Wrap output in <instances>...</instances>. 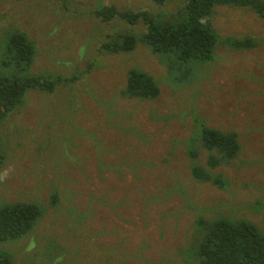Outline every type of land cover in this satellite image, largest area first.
<instances>
[{
  "label": "rangeland",
  "instance_id": "obj_1",
  "mask_svg": "<svg viewBox=\"0 0 264 264\" xmlns=\"http://www.w3.org/2000/svg\"><path fill=\"white\" fill-rule=\"evenodd\" d=\"M185 1L0 0V76L80 75L55 92L28 90L0 124V206L37 202L44 210L29 233L0 241L13 264H198L189 251L200 216L247 219L264 232V18L251 8L217 6L222 36L259 44L219 43L213 60L190 62L182 76L172 55L141 41L143 22L92 13L116 6L172 21ZM16 30L35 48L20 72L4 64ZM122 34L139 39L133 50L99 51ZM89 62L92 71L80 73ZM134 67L157 78V97L121 95ZM204 122L238 135V155L211 169L227 180L223 187L192 175L193 147L196 162L210 167L198 137ZM57 191L60 201L51 205Z\"/></svg>",
  "mask_w": 264,
  "mask_h": 264
},
{
  "label": "trees",
  "instance_id": "obj_2",
  "mask_svg": "<svg viewBox=\"0 0 264 264\" xmlns=\"http://www.w3.org/2000/svg\"><path fill=\"white\" fill-rule=\"evenodd\" d=\"M164 4L168 0H154ZM228 5L239 8H251L259 16L264 18V0H186L179 17L172 21H164L155 18L147 10L130 11L119 10L116 6H107L92 11L103 21L110 20L116 15L129 20L132 23L143 22L147 30L140 37L156 54L172 55L173 59L181 64L175 67L181 75L188 76L192 67L190 62L199 64L207 60H213L217 45L225 44L232 48H252L257 46V38L248 37L240 40L235 35L222 36L215 28L214 16L216 7ZM139 39L132 34H122L116 39L104 41L99 51L111 54L133 50ZM7 54L9 56L5 65L14 64L20 72L25 67L31 66L35 48L27 34L21 31H13L9 34ZM62 56V53H59ZM58 62L66 63L67 59L55 55ZM186 67L185 69H182ZM174 68V69H175ZM93 62L80 73L91 72ZM175 70V71H176ZM80 75L66 76L63 74H49L45 76L35 73L22 76H0V124L7 115L19 104L23 103L26 92L30 89H46L55 92L63 83L67 86L77 82ZM95 97L98 98L95 84H91ZM160 93L157 78L142 68H131L128 72L127 83L121 95L129 98L150 99ZM76 102V101H75ZM72 102L80 108L81 102ZM199 134L203 146L209 150V166L206 167L196 162L199 151L193 147L190 149L192 159V175L200 182H212L221 187L227 184V180L221 174H213L212 168H216L221 162L233 159L240 151V143L237 132L223 131L214 128L204 122ZM197 133L195 136H197ZM6 155L0 152V168L4 164ZM51 205H57L60 195L50 194L48 197ZM44 215L43 208L37 202H13L3 203L0 206V241H8L20 238L31 231L38 220ZM198 224V237L192 243L193 252L198 264H264V232L247 219H230L219 217L207 220L200 216ZM90 235H92L89 232ZM181 251H184L181 248ZM188 252V253H189ZM124 263V258H122ZM0 264H13L7 252L0 249Z\"/></svg>",
  "mask_w": 264,
  "mask_h": 264
}]
</instances>
